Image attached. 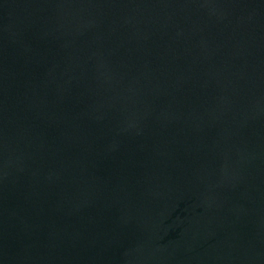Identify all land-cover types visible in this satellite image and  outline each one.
Segmentation results:
<instances>
[{
    "label": "water",
    "instance_id": "obj_1",
    "mask_svg": "<svg viewBox=\"0 0 264 264\" xmlns=\"http://www.w3.org/2000/svg\"><path fill=\"white\" fill-rule=\"evenodd\" d=\"M0 264H264V0H0Z\"/></svg>",
    "mask_w": 264,
    "mask_h": 264
}]
</instances>
